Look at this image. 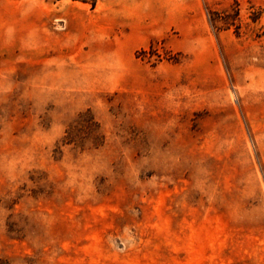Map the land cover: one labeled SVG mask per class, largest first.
<instances>
[{"label": "rangeland", "instance_id": "374dc122", "mask_svg": "<svg viewBox=\"0 0 264 264\" xmlns=\"http://www.w3.org/2000/svg\"><path fill=\"white\" fill-rule=\"evenodd\" d=\"M0 264H264V0H0Z\"/></svg>", "mask_w": 264, "mask_h": 264}]
</instances>
